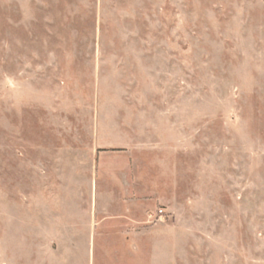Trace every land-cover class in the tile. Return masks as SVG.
<instances>
[{
	"label": "rangeland",
	"instance_id": "1",
	"mask_svg": "<svg viewBox=\"0 0 264 264\" xmlns=\"http://www.w3.org/2000/svg\"><path fill=\"white\" fill-rule=\"evenodd\" d=\"M0 264H264V0H0Z\"/></svg>",
	"mask_w": 264,
	"mask_h": 264
},
{
	"label": "built area",
	"instance_id": "2",
	"mask_svg": "<svg viewBox=\"0 0 264 264\" xmlns=\"http://www.w3.org/2000/svg\"><path fill=\"white\" fill-rule=\"evenodd\" d=\"M162 212V211H161ZM162 214V213H161ZM155 218H158V216L156 215V217Z\"/></svg>",
	"mask_w": 264,
	"mask_h": 264
}]
</instances>
